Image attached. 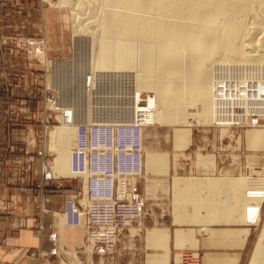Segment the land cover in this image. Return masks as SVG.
Wrapping results in <instances>:
<instances>
[{
	"label": "crops",
	"instance_id": "1",
	"mask_svg": "<svg viewBox=\"0 0 264 264\" xmlns=\"http://www.w3.org/2000/svg\"><path fill=\"white\" fill-rule=\"evenodd\" d=\"M43 26V0H0V43L18 35H40ZM48 44L50 48L58 47L52 40ZM50 54L62 57L67 51L55 49ZM26 60V56L0 50V264H61L64 251L78 249L85 233L78 228L60 232L57 227L58 216L54 214L61 213L66 193L73 191L71 187L63 191L57 185L55 189L44 190V194L34 189V182L44 181L42 158L26 156L39 150L28 151L19 140L24 134L45 140L48 129L43 127L47 115L41 111L43 105L37 86L40 70ZM12 104L30 119L27 121L26 115L24 120L18 114L9 115ZM260 122L264 123V119ZM178 125H155L145 130V165L140 182L150 212L145 231L138 237L125 233L111 259L102 261L94 257L93 264H172L176 253L183 251L198 253L200 264H249L260 223L254 225L243 216L247 207L240 203V197L246 186L243 184L241 188L242 184L237 182L243 193L236 186L234 191H228L234 188L238 173L222 174L221 169L230 164L231 157L237 156L239 172L246 173L247 156L264 155V142L250 143L249 139L260 133L264 136V129H247L238 136L233 133L234 138H226L213 126L189 130L181 123ZM36 146L40 148L39 140ZM161 159L163 163L159 162ZM231 180L233 187L228 183ZM222 186L227 194L220 190ZM211 193L214 200L210 199ZM233 194L240 196L239 202ZM242 198L246 203L245 197ZM222 202L230 204V209ZM218 203L220 208L224 206L223 210L217 207ZM234 203L243 208L231 210ZM227 210L236 212L235 217L229 211L234 219L240 213V220L232 223L234 219L227 215L231 216L227 223L223 214ZM263 211L264 205L261 214Z\"/></svg>",
	"mask_w": 264,
	"mask_h": 264
},
{
	"label": "bare ground",
	"instance_id": "2",
	"mask_svg": "<svg viewBox=\"0 0 264 264\" xmlns=\"http://www.w3.org/2000/svg\"><path fill=\"white\" fill-rule=\"evenodd\" d=\"M99 2L100 0H88V2L60 0L59 5L65 7L64 5L69 3L75 11L71 20L73 33L76 36H80V33H90L94 36L100 27L97 51L94 48L95 53L92 52V56H89L95 64L92 66L93 69L100 75L107 73L114 76L115 74L128 76L136 94L144 92L154 94V100L150 99L149 104H153L151 117L157 125H178V123H184V126L213 125L212 78L216 67L235 70L244 68L243 72L249 74L251 78L261 76L264 79V0H105V10L100 20L97 16V11L100 10L97 7ZM79 9L84 12L78 11ZM81 20L85 22L87 20L89 25L87 26L86 23L84 25V21ZM68 74L71 79L66 82L67 84L62 83L63 88L72 84L74 80L71 71ZM77 77L80 80V77ZM210 83L211 95H209ZM122 85L121 87H125L128 83L123 82ZM60 125L55 130L54 136L58 139L57 150L49 167L50 174L55 178L72 176L69 164L76 125L68 126L64 122ZM192 125L189 127L193 128ZM261 125L263 123L259 121V124L253 127L258 128ZM219 128L221 133H227L230 129L238 127ZM221 179L223 181V178ZM233 181L228 182L232 187ZM235 181L234 188H229L228 191H234L235 186L239 189L240 184L242 188L244 184L243 187L246 186L247 190L241 196L251 204L245 203L239 193L240 203L244 202L242 204L245 206H242L247 207L246 215L243 213V216L254 225L257 221L260 223V211L264 202V177ZM215 182L220 181L215 179ZM230 185L228 184L229 187ZM223 189L225 190L222 186L220 190ZM239 191L242 192L243 189ZM212 195L209 194L210 199L215 196ZM220 195L223 197L222 194ZM238 196L237 200L233 197L236 202ZM216 197L218 198L217 194ZM227 199L223 200L227 201ZM212 200L210 201L214 202ZM219 201L221 202L222 198ZM226 201L223 202L227 203ZM219 203V206L216 204L217 207L223 210L224 206L220 208L221 203ZM233 205L235 206H232L231 210L234 211L241 206L239 203ZM226 206L227 209L231 207L230 204ZM227 212L223 213L226 217L231 215ZM231 213H235L236 217V212L231 211ZM237 214H239L237 219L240 220L241 214ZM230 217H227V223ZM205 219L207 221V216ZM237 219L232 220L234 221L232 223ZM203 220L199 221L203 223ZM129 228L137 232L141 231L136 227H126V230L120 234L119 245L125 233L130 235ZM249 264H264V224Z\"/></svg>",
	"mask_w": 264,
	"mask_h": 264
},
{
	"label": "built area",
	"instance_id": "3",
	"mask_svg": "<svg viewBox=\"0 0 264 264\" xmlns=\"http://www.w3.org/2000/svg\"><path fill=\"white\" fill-rule=\"evenodd\" d=\"M80 39L68 61L47 60L43 37H17L13 43L20 51L39 58L44 56L51 71L44 110L54 113L59 124L76 125L70 179L80 182L82 190L66 193L61 214L66 226L85 233L75 255L81 258V264H93L94 256L112 257L116 253L120 234L126 227H136L141 233L147 227L146 200L140 185L144 129L155 122L151 117L153 104L146 102L147 94H136L128 76L100 75L91 64L82 68L77 63V53L90 63L89 41ZM70 65L73 66L69 69ZM67 70L74 80L63 88L61 82L71 79L70 74H62ZM243 70L216 67L213 71V126L241 130L264 119V79L251 78ZM123 82L128 86L119 87ZM47 124L48 120L43 124L44 129L49 127ZM33 186L41 194L44 192L42 181L34 182ZM175 256L172 264H200L199 254L193 251L178 252Z\"/></svg>",
	"mask_w": 264,
	"mask_h": 264
},
{
	"label": "rangeland",
	"instance_id": "4",
	"mask_svg": "<svg viewBox=\"0 0 264 264\" xmlns=\"http://www.w3.org/2000/svg\"><path fill=\"white\" fill-rule=\"evenodd\" d=\"M70 1H72V0H70ZM87 2H88V0H87ZM59 3H60V0H43L44 26H43V33L42 34L37 35V36H32V37L18 35L15 37H9L6 40L3 39V41L1 40V43H0V50H6L8 53H11V55L18 54V55L26 56L27 57L26 61L28 62V64H31L34 66L36 65L37 67H39V70H40L39 72H37L38 74H40V76L37 78L38 79L37 80V86H38L39 91H40L41 103L43 105L41 111L45 115H47V119H45V121L48 120V124H47L49 126L47 128L48 129V135L45 137V140H44V138H41V137H40L41 139H39V138L35 139V137H33L31 134L30 135L24 134L23 136H20L21 140H19V141H20L21 145L28 147L27 148V149H29L28 151H30L31 149L34 152L39 150V152H35V153L33 152L34 154H26V156L32 155L34 157V156L39 155L40 158H42L41 159V165H42L41 168H43V177H44V181H42V183H43V189L42 190L44 191V190L55 189V187H58L57 185H61L58 187L60 190L65 191V190H68L69 187H71V190L80 193L82 190V184L80 182H78L77 180L70 179V177L55 178L49 172L50 164L53 163V160L55 158V153L57 150V140L58 139L54 136V135H56L55 130H56V128L60 127L61 125L59 123H57L54 113H52L50 110H47V111L44 110V106H45L44 97H46L45 91L47 90V87H50L49 82H51V71L49 70V67H46L44 59L46 58L47 60H50V61H68L73 56L74 48L76 46V41L78 40V42H80L79 41L80 38H85L89 41V45L91 46L90 52H91V56H92V52H94V48H95V51H97V44H98L99 35H100V30H99L100 27H98V30L94 36H91L90 33L89 34L88 33H80L81 34L80 36H76V34L73 33V29H72L73 25H72V20H71L75 11L72 10L69 3L65 4L64 5L65 7H63V5H59ZM99 5H100V7H99ZM97 7L100 8V10L98 9V11H97V13H98L97 16H98V19L100 20L101 16L104 13V10H105V0H100V2L97 4ZM78 11H81V10L79 9ZM81 12H84V11H81ZM64 16H65V18H64ZM83 21L82 22L84 25H86L88 23L87 20H86V22H85V20H83ZM88 25L89 24H87V26ZM17 37H26V38L43 37L46 41V44H47L46 52L44 53L45 58L43 59L44 56L39 58V57L35 56L34 54L28 53L27 51L18 50L13 43L14 42L13 39H15ZM50 40H52L54 44L57 43L56 45L58 47L57 48H53V47L50 48V44H48V41L50 42ZM10 41H11V43H10ZM82 42H83V40H82ZM85 43H87V41ZM83 46H81L79 48H82ZM55 49L56 50L60 49L61 51L63 49L66 50L67 51L66 56H62V57L52 56L50 54V51H54ZM78 54L79 53L76 54V61L79 65H82V68H84L85 67L84 65L86 63L88 64L89 61L86 60L87 61L86 62L84 58L81 59L78 56ZM89 64H91L92 66L93 65L95 66V64L92 63V61ZM72 66L73 65H71L70 67H72ZM77 71L75 73H77ZM68 73H69V71L62 72V74H68ZM66 82H69V80ZM61 83H64V82H61ZM34 85L36 86V83ZM118 86L121 87L123 85H122V83H120V85H118ZM121 88H124V87H121ZM144 93L147 94V96H146L147 100H148V101H146L147 103L150 102V99L154 100L153 99L154 94H151L149 92H144ZM143 97H144V94H143ZM46 107H48V105H46ZM9 108L11 109L9 112V115H10V113H12L13 115L18 114V115H20V117H19L20 119H22V120L26 119V118H24L26 113L21 108H19L17 105L14 106L12 104L11 106H9ZM28 113L30 114V112H28ZM27 116L28 115H26V117ZM29 119L30 118L28 116L27 121ZM181 124H183V126H184V123H181ZM155 125H157V124L155 123L153 126H155ZM209 125L210 124H202V125L199 124L198 126H194L193 128L189 127V126H185V127L189 130H192V129H196V128L203 127V126L207 127ZM211 126H213V125H211ZM149 127H152V126H149ZM213 127H215V126H213ZM146 128H148V127H146ZM146 128L144 129V155H145V130H146ZM215 128H218L221 130V128H219V126L215 127ZM247 129H264V123H263V125L259 126L258 128L257 127H246V128H242L241 130L238 128L236 130H235V128L234 129L232 128L227 133L223 131L227 135L224 133L223 134L226 136V138L227 137L234 138V134L238 133L237 134V136H238V135H240V132L247 130ZM75 133H76V131H75ZM75 133L72 137V147L74 146V142H75ZM37 140H39V142H40V145H41L40 148L39 147L37 148V146H36ZM259 140H262V143L264 142V136L261 135V133L256 135L254 138L249 139V142L255 143ZM35 141H36V143H35ZM35 149H37V150H35ZM23 155H24V153H23ZM144 155H143V167L145 165ZM179 156L181 157V155H179ZM231 158L232 159L230 161V164L221 169L222 174H228L230 172H237L238 173V176H237L238 180L239 179H257V178L264 177V155L262 156V155L250 154L249 156H247V163L245 165L246 173H244V174L239 172V168H240L239 164L240 163H239L238 157L233 156ZM159 162L163 163V159L159 160ZM71 163H72V161H70L69 168H71ZM52 178H54V179H52ZM51 181L53 182L52 184H51ZM51 185L52 186L54 185V186L51 187ZM39 193H41V192H39ZM146 205H147V214H148L147 223H148L150 212H149L148 203ZM262 205H264V202ZM54 215L58 216V217H56L57 218V227H58V230L60 232H62L66 228L75 229L73 227L66 226L65 217L63 216V214L58 213V214H54ZM260 221H261L260 222V231H261L263 224H264V211L262 212V214H260ZM147 226H148V224H147ZM128 231H129L130 235L138 237L145 230L141 233V231L137 232V231H134L133 229L129 228ZM259 235H260V232L257 236V240L259 238ZM256 243H257V241H256ZM252 254H253V252H252ZM63 256L65 257V259L61 262V264H81V262H82V261H80L81 258H78L75 255L74 250H70V251L65 250L63 253ZM94 257H96V256H94ZM112 257H105V258L104 257H98V258L101 259L102 261H104V260L108 261ZM89 259L91 260V257ZM84 260H86V262H88L87 259H84ZM249 263H250V261H249Z\"/></svg>",
	"mask_w": 264,
	"mask_h": 264
}]
</instances>
